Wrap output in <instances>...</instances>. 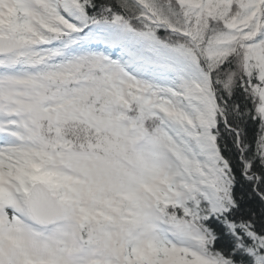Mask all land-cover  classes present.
Instances as JSON below:
<instances>
[{
	"label": "snow or ice",
	"instance_id": "obj_1",
	"mask_svg": "<svg viewBox=\"0 0 264 264\" xmlns=\"http://www.w3.org/2000/svg\"><path fill=\"white\" fill-rule=\"evenodd\" d=\"M0 264H264V0H0Z\"/></svg>",
	"mask_w": 264,
	"mask_h": 264
}]
</instances>
